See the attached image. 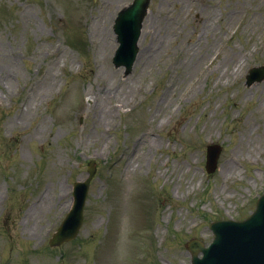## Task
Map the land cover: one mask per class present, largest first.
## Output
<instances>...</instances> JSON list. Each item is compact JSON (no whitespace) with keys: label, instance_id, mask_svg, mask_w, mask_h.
<instances>
[{"label":"rangeland","instance_id":"rangeland-1","mask_svg":"<svg viewBox=\"0 0 264 264\" xmlns=\"http://www.w3.org/2000/svg\"><path fill=\"white\" fill-rule=\"evenodd\" d=\"M130 1L0 0V264H189L184 242L264 189V80L245 86L264 0H152L124 77L109 26ZM91 159L84 224L52 249Z\"/></svg>","mask_w":264,"mask_h":264},{"label":"water","instance_id":"water-1","mask_svg":"<svg viewBox=\"0 0 264 264\" xmlns=\"http://www.w3.org/2000/svg\"><path fill=\"white\" fill-rule=\"evenodd\" d=\"M213 162V161H212ZM82 196H79L78 198H77V200H78V206H77V208H76V210L77 211H81V208H79V206L82 204ZM75 229H76V227L74 228V230H73V232L75 231ZM55 242H58L59 240H58V238L56 237L55 238V240H54ZM229 257H230V255H228ZM235 261H233V263H228V264H238V262L239 261H242L243 262V264H250V262L249 261H245L244 260V258H243V255H237V256H235ZM218 264H221L220 262L218 263Z\"/></svg>","mask_w":264,"mask_h":264}]
</instances>
